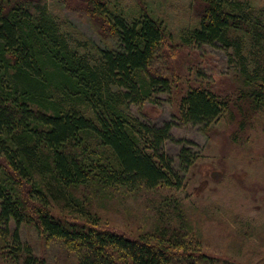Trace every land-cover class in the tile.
<instances>
[{
    "label": "trees",
    "instance_id": "trees-1",
    "mask_svg": "<svg viewBox=\"0 0 264 264\" xmlns=\"http://www.w3.org/2000/svg\"><path fill=\"white\" fill-rule=\"evenodd\" d=\"M77 1L98 38H112L114 47L92 43L84 51L46 0H0V264H46L22 240L25 224L59 242L75 264L206 262L188 250L192 228L179 198L161 193L182 189L174 161L163 151L174 123L149 126L128 110L171 91L170 79L152 66L174 38L143 7L128 18L112 12L107 0ZM196 2L197 23L178 35L180 44L232 50L241 90L233 105L189 88L175 120L207 126L224 114L233 119V106L241 119L245 109L263 115L264 126V6ZM178 158L185 170L192 165L186 149ZM115 196L122 199L118 206L124 198L149 204L152 225L128 234L100 226L101 204L93 203Z\"/></svg>",
    "mask_w": 264,
    "mask_h": 264
},
{
    "label": "rangeland",
    "instance_id": "rangeland-1",
    "mask_svg": "<svg viewBox=\"0 0 264 264\" xmlns=\"http://www.w3.org/2000/svg\"><path fill=\"white\" fill-rule=\"evenodd\" d=\"M46 1L57 20L72 28L65 29L71 32V40L80 43L84 51H90L92 43L101 48L115 46L112 38L103 41L98 38L89 16L81 11L84 6L77 0H66V5L55 0ZM107 1L112 12H121L128 18L137 15L142 7L144 11L153 12L151 16L162 20L170 38H174L171 43L165 42L160 60L152 66L153 73L170 79L171 91L159 93L154 103L130 105L128 110L131 117L149 126L174 123L172 141L165 142L163 151L173 159L182 189L175 192L164 189L161 193L162 197L175 195L179 198L188 214L192 228L188 250L207 260L202 262L195 257V264H264L263 115L258 117L245 109L241 119L239 112L231 106L233 119L224 114L207 126L182 125L175 120L178 118V100L189 88L206 89L235 105L241 90L235 82L239 61L233 58L232 50H225L220 45L185 48L180 44L178 35H183L197 23L196 0ZM251 2L255 7L264 6V0ZM240 122L243 129L239 127ZM182 148L187 150L192 161L186 170L178 158ZM0 163H3L1 157ZM121 201L117 196L110 201L96 199L93 205L101 204L102 210L99 211L100 226L128 234L152 225L149 204L138 205L124 198V205L118 206ZM123 209H129L131 214H122ZM21 237L46 264L76 262L73 254L59 242L46 241L32 226H22Z\"/></svg>",
    "mask_w": 264,
    "mask_h": 264
}]
</instances>
